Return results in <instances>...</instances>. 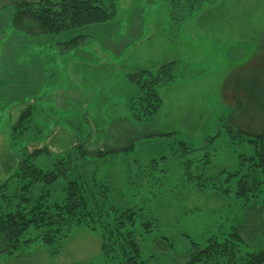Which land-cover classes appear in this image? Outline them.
<instances>
[{
  "label": "rangeland",
  "instance_id": "rangeland-1",
  "mask_svg": "<svg viewBox=\"0 0 264 264\" xmlns=\"http://www.w3.org/2000/svg\"><path fill=\"white\" fill-rule=\"evenodd\" d=\"M16 1L21 0H0V40L6 38L1 43L0 59L6 58L11 68L0 70V184L18 168L26 150L35 147L48 146L59 156L79 142L91 151H106L121 148L137 136L173 131L179 138L204 147L206 136L217 130L221 116L234 106L233 94L224 90V83L231 76L242 79L251 93L264 101V78L255 81L259 57L264 59V0H212L190 16L173 10L170 0H116L114 19L60 35H31L15 28L11 6ZM77 36L78 44L69 45L68 41ZM54 43L60 45L59 65L68 71V64L75 62L73 70L80 74V79L73 82L71 73L65 79L55 71L48 74L43 81L47 90L39 92L46 107L31 103L35 106L32 126L24 137H14L13 125L31 105L24 100L28 95H36V45ZM141 44L147 51L146 57L138 56ZM126 59V68H121ZM172 60L180 61V65L176 78L158 88L163 100L161 110L152 120H136L129 107L134 89L127 76L145 69L154 71ZM85 63L91 67H82ZM132 65L145 68L130 69ZM69 87H77L80 96H86L85 107L68 109ZM255 114L264 119V110ZM236 118L241 121V117ZM172 137H146L145 142H137L134 151L109 161L93 155L80 162L79 170L83 174L100 170L101 176L114 186L115 196L121 198V192L127 189L126 160L160 157L169 150ZM214 147H218L216 158L221 165L236 163L233 150L223 139ZM205 151L206 148L197 154L204 155ZM43 163L42 159L38 161L39 165ZM58 187L56 195L62 193L63 184ZM156 205L153 206L159 217V231L149 233L144 241L140 235L136 238L147 264L185 261L190 246L185 235L197 238L204 232L208 236L233 230L232 226H238L245 239L244 251L264 247V184L262 192L251 195L246 202L213 191L179 186L173 193L165 191ZM0 264L118 262L104 257L98 232L76 227L65 241L52 246L37 242L2 255Z\"/></svg>",
  "mask_w": 264,
  "mask_h": 264
},
{
  "label": "trees",
  "instance_id": "trees-1",
  "mask_svg": "<svg viewBox=\"0 0 264 264\" xmlns=\"http://www.w3.org/2000/svg\"><path fill=\"white\" fill-rule=\"evenodd\" d=\"M211 1L170 3L173 10L190 16ZM11 8L15 28L31 35H60L114 19L116 0H21ZM79 39L77 36L68 43L78 44ZM259 61L255 81L264 78L263 56ZM179 65L180 61L172 60L154 71L145 69L127 76L134 89L129 97L133 118L144 121L157 116L163 105L158 88L176 78ZM224 90L233 94L234 106L221 116L217 130L206 136L204 147L179 138L173 131L137 136L121 148L106 151H91L82 142L60 156L48 146L26 150L18 168L0 184V257L37 242L52 246L69 239L76 227H85L100 234L101 252L106 259L118 264H147L136 238L140 235L144 241L149 233L159 231V217L153 205L158 204L165 191L173 193L179 186L192 187L245 202L251 195H259L264 184V119L255 112L264 110V101L237 77H229ZM34 108L31 104L22 111L13 125L14 137L26 135L32 126ZM230 113L235 114L230 117ZM236 117H241V121ZM245 117L248 120H243ZM155 135L173 136L169 150L148 161L126 160L127 189L121 192V198L115 196L114 186L101 176L100 170L92 174L79 170L80 162L93 155L108 161L116 159L121 153L134 151L137 142ZM222 139L233 150L234 165H221L216 158L218 147L212 146ZM205 148L204 155L197 154ZM41 159L43 165L38 164ZM61 184L62 193L56 195ZM162 185L165 190L155 189ZM232 228L208 236L203 232L197 238L185 235L190 244L187 259L175 264H264V247L244 251L245 239L239 227Z\"/></svg>",
  "mask_w": 264,
  "mask_h": 264
},
{
  "label": "crops",
  "instance_id": "crops-1",
  "mask_svg": "<svg viewBox=\"0 0 264 264\" xmlns=\"http://www.w3.org/2000/svg\"><path fill=\"white\" fill-rule=\"evenodd\" d=\"M5 40H6V38H2L0 40V58L2 56L1 43L4 42ZM59 46L60 45L57 44V43L56 44L54 43L51 46L50 45L49 46L48 45L45 46L44 44H42L40 46L36 45V47H37L36 52H38V53L35 54V57H37L39 62L36 64L37 65V69H36V75L35 76H36V80H37L38 84H36V89L34 91V92H36V95H34V96H32V95L29 96L28 95L26 97V99L24 100L25 102H28V105L32 103L34 105L36 104V106L46 107V106H44L43 103H41V98H40L41 94L39 92L44 93L45 90H47V88H44V85H47V84L43 83V81H44L45 78L48 77V74H53L54 71H55L57 74H61L62 78L65 79L66 78L65 77L66 74L68 76L69 73H71L73 82L80 79V74L77 71H75V69L73 70V67H75V65H76L75 62H73L71 64H68V66H67L68 71H65L66 68H62L59 65V60L60 59H59V56L57 55V52L60 51L59 50L60 49ZM138 46H139V55L138 56L146 57L147 56V51L144 48L143 44L138 45ZM73 49H75V48H73ZM8 50L9 49H7V51ZM129 59H126V61H124L123 65H121V68H126L127 61ZM8 62L9 61H7L6 58L4 60L0 59V70L1 69L5 70V68H7V67L9 69H11L10 66L7 65ZM84 65L83 66L81 65V66L85 67V68L91 67V65L88 64V63H85ZM143 67L145 68V66H142V65L141 66L140 65L139 66L138 65L137 66L132 65V66H130V69H135L136 70L137 68L142 69ZM56 73H55V75H56ZM1 74L2 73H0V78H2ZM5 78H6V76L3 77V79H5ZM38 79H41V83L42 84L40 83V81L38 82ZM69 79H70V76H69ZM81 90L83 91L84 88L81 87ZM67 92H68L67 93L68 94V98L71 99L70 106L68 107V109L75 111L77 106H79V107H81V106L85 107L86 106V104H84V103L86 101L88 102V100H86V96H80V94H79L80 91L77 90V87H72V88L69 87ZM34 99H35V102H34Z\"/></svg>",
  "mask_w": 264,
  "mask_h": 264
}]
</instances>
